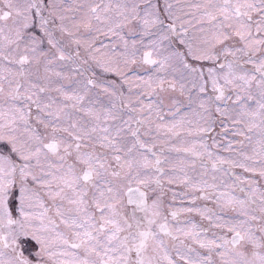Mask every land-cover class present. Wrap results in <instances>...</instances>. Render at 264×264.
Masks as SVG:
<instances>
[{"label": "snow or ice", "instance_id": "obj_1", "mask_svg": "<svg viewBox=\"0 0 264 264\" xmlns=\"http://www.w3.org/2000/svg\"><path fill=\"white\" fill-rule=\"evenodd\" d=\"M0 264H264V0H0Z\"/></svg>", "mask_w": 264, "mask_h": 264}]
</instances>
